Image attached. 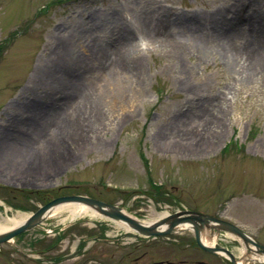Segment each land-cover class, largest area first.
I'll list each match as a JSON object with an SVG mask.
<instances>
[{"label":"rangeland","instance_id":"obj_1","mask_svg":"<svg viewBox=\"0 0 264 264\" xmlns=\"http://www.w3.org/2000/svg\"><path fill=\"white\" fill-rule=\"evenodd\" d=\"M128 28L159 40L122 55ZM263 37L264 0H0V222L82 195L142 221L199 209L264 244V69L251 79L240 70ZM99 48L141 69H120L124 91L95 115L70 90L82 60L83 78L102 77ZM229 50L241 51L238 66ZM98 79L100 89L111 87L107 76ZM117 222L48 216L42 229L2 242L20 243L23 253L33 242L35 262L21 252L2 262L48 264L40 240L74 249L100 232L135 249L139 237Z\"/></svg>","mask_w":264,"mask_h":264},{"label":"flooded vegetation","instance_id":"obj_2","mask_svg":"<svg viewBox=\"0 0 264 264\" xmlns=\"http://www.w3.org/2000/svg\"><path fill=\"white\" fill-rule=\"evenodd\" d=\"M214 217L220 218L221 216ZM187 233L190 235L183 237ZM207 234L215 241L214 245L208 247L212 248V251L201 247L194 231L187 230L179 234L178 238L161 237L157 240L138 238L134 241H138V243L134 245L135 249L133 250L130 246L131 242H116L108 238L107 235L102 236L100 232L86 237L84 235V238L79 240L74 249L70 246V241L67 245H61L63 240L60 239L54 244L44 246V241L40 240L39 247L42 246V248L38 249V252L44 255L50 254L48 257H41L44 260L42 263L48 261V264H243V261L249 264H264V260H262L264 244L258 248L246 245L238 236L232 237L227 234L224 235V238L219 235L215 237L216 232L211 230ZM163 238L168 239L165 241ZM19 244L12 241L7 243L6 249H2L3 245L0 243V264H3L4 257L19 252L24 257L30 258L32 263L35 262L32 259V253L36 250L33 248L35 244L26 241L27 251H30L28 253H23ZM115 246L121 248V255L116 253ZM58 247H61L60 251H57ZM69 247L70 250H68ZM240 247L243 248V252L237 254L235 249ZM142 248L144 249L141 251ZM54 251H57V255H51L54 254ZM66 251L67 253L64 254ZM60 253L62 254L60 255ZM132 253L137 254L132 256Z\"/></svg>","mask_w":264,"mask_h":264},{"label":"bare ground","instance_id":"obj_3","mask_svg":"<svg viewBox=\"0 0 264 264\" xmlns=\"http://www.w3.org/2000/svg\"><path fill=\"white\" fill-rule=\"evenodd\" d=\"M144 26L142 25L140 28H143ZM146 32V33H145ZM139 31H136L135 29L128 28V33L126 35V39H128V43L124 45L122 48L119 49L120 54H124L125 50L127 49V46L130 44L133 46H140V41L145 40L148 42H158L159 36L156 37L157 33L153 31V34L149 30H141L140 29V35L138 34ZM139 35V36H138ZM264 40V37L261 39V42ZM264 44V43H263ZM70 50L69 46H65L64 53L67 54ZM256 51V55L253 59H251L248 63L242 64L240 67L241 72H243L244 76L246 79H251L253 78L256 74L260 73L264 69V47L254 50ZM231 52L232 58L236 60L234 63L236 66H238L237 63H239V60L242 57V53L239 50H229ZM98 54V55H96ZM113 53L107 51V50H102V48H99L98 52L94 51L93 58L97 60V71L96 73L101 74L102 77L107 76L108 79V84L109 87L108 89L111 91L107 90H102L98 87V82L100 81L98 78L102 77H95L94 81H87L85 78L82 77L81 73L82 71H86L87 64L85 60L80 61L78 64H80V68H77L75 71L77 73H80L79 77L76 79H72V85H71V94L75 95V105H77L78 108H81L83 106H90L93 114H97L98 110V105H101L102 101L106 100L107 98H110L114 100L117 96L119 97L120 93L124 91V88L122 87V82H120L119 76V70H125L127 68H130L134 72H137L138 70L141 69L140 65L141 63L135 62L131 66H127L125 61L117 62L116 58ZM246 54V53H245ZM244 56V54H243ZM92 60L95 61V60ZM248 61V60H247ZM239 71V70H238ZM107 82V81H106ZM100 109V108H99ZM95 111V112H94ZM83 116L82 114H80ZM94 115V116H95ZM88 119V117H87ZM0 203H2L0 201ZM63 211H66L69 214V217L74 220L75 218L79 216L84 215H89L92 217L96 216H103L102 214H98L97 211L93 210L92 208L78 202H66L62 203L53 207L49 211V217L52 215H55L57 213H61ZM167 212L164 214H161L159 216L163 217L166 215ZM29 214H23L20 212L14 213L11 217L7 216L3 222H0V233H5L11 228L13 229L14 227L17 228L22 223H24L28 218ZM48 217V216H47ZM146 222H152V221H146ZM119 226L123 227L125 230H129V227L125 222L118 221L117 222ZM204 242L206 244H209V241L204 239ZM211 243V242H210ZM262 260H264V257H262Z\"/></svg>","mask_w":264,"mask_h":264},{"label":"water","instance_id":"obj_4","mask_svg":"<svg viewBox=\"0 0 264 264\" xmlns=\"http://www.w3.org/2000/svg\"><path fill=\"white\" fill-rule=\"evenodd\" d=\"M66 202L82 203L105 217H108L112 220L125 222V224H127L130 229L146 237L157 238L158 236L177 234L183 232L184 230L190 229L195 231L199 245L209 251H212V248H208L200 241V233L206 228H209L213 231L217 230L218 232L226 231L233 233L240 237L246 245L251 243L258 248L260 246L238 226L224 220L215 219L199 212L187 211L186 209L185 211L169 214L159 220L147 223L146 221L143 222L124 212L121 206L105 203L101 200L82 195L58 197L49 201L45 205H42L36 212L32 213L29 218L24 223H22V225L17 228H11V230L5 233H0V243L7 242L18 234L27 230L37 227L41 228V225L47 219V216H49V211L53 207L59 204L62 205V203Z\"/></svg>","mask_w":264,"mask_h":264},{"label":"trees","instance_id":"obj_5","mask_svg":"<svg viewBox=\"0 0 264 264\" xmlns=\"http://www.w3.org/2000/svg\"><path fill=\"white\" fill-rule=\"evenodd\" d=\"M227 148V147H226ZM11 205H13L15 208H22V207H20L19 205H17V204H13L12 202H9Z\"/></svg>","mask_w":264,"mask_h":264}]
</instances>
